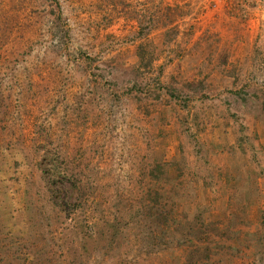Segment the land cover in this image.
<instances>
[{
	"label": "rangeland",
	"instance_id": "374dc122",
	"mask_svg": "<svg viewBox=\"0 0 264 264\" xmlns=\"http://www.w3.org/2000/svg\"><path fill=\"white\" fill-rule=\"evenodd\" d=\"M0 264H264V0H0Z\"/></svg>",
	"mask_w": 264,
	"mask_h": 264
},
{
	"label": "trees",
	"instance_id": "16d2710c",
	"mask_svg": "<svg viewBox=\"0 0 264 264\" xmlns=\"http://www.w3.org/2000/svg\"><path fill=\"white\" fill-rule=\"evenodd\" d=\"M50 191H51L52 193H55V189H51ZM57 204H58V203H57Z\"/></svg>",
	"mask_w": 264,
	"mask_h": 264
}]
</instances>
